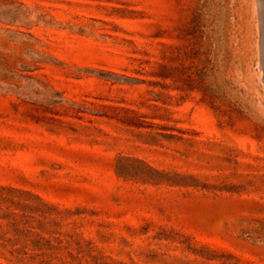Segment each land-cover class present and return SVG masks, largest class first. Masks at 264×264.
I'll list each match as a JSON object with an SVG mask.
<instances>
[{
  "label": "rangeland",
  "instance_id": "rangeland-1",
  "mask_svg": "<svg viewBox=\"0 0 264 264\" xmlns=\"http://www.w3.org/2000/svg\"><path fill=\"white\" fill-rule=\"evenodd\" d=\"M263 29L264 0H0V264H264Z\"/></svg>",
  "mask_w": 264,
  "mask_h": 264
},
{
  "label": "bare ground",
  "instance_id": "bare-ground-1",
  "mask_svg": "<svg viewBox=\"0 0 264 264\" xmlns=\"http://www.w3.org/2000/svg\"><path fill=\"white\" fill-rule=\"evenodd\" d=\"M260 8H261V7H260ZM261 10H262V9H261ZM262 16H263V15H262ZM262 21H263V20H262ZM263 30H264V29H263ZM263 59H264V57H263ZM263 59H262V60H263Z\"/></svg>",
  "mask_w": 264,
  "mask_h": 264
}]
</instances>
